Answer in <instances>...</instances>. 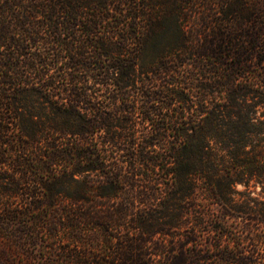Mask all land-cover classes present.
I'll return each mask as SVG.
<instances>
[{"label":"trees","instance_id":"16d2710c","mask_svg":"<svg viewBox=\"0 0 264 264\" xmlns=\"http://www.w3.org/2000/svg\"><path fill=\"white\" fill-rule=\"evenodd\" d=\"M5 164L40 264H264V0H0Z\"/></svg>","mask_w":264,"mask_h":264},{"label":"rangeland","instance_id":"374dc122","mask_svg":"<svg viewBox=\"0 0 264 264\" xmlns=\"http://www.w3.org/2000/svg\"><path fill=\"white\" fill-rule=\"evenodd\" d=\"M201 30H203V27H200ZM141 126V124H140ZM33 149H29V151H26L25 153H18V151H14L13 153L9 154V159L11 161L16 160H24L25 159H31L36 158L40 159L39 156L36 157V155H33L34 152H32ZM25 158V159H23ZM42 160V159H40ZM34 162V161H33ZM36 164V163H33ZM12 166V164H11ZM10 166V167H11ZM32 167V165H30ZM28 167V169H31V167ZM34 166V165H33ZM16 167L20 166L16 165ZM34 168V167H32ZM0 173L4 175H9L8 178L3 179L2 183L9 185L10 183H14V180H22V174L17 173L14 174L12 171L8 169V165L5 164L0 168ZM14 174L12 177L11 175ZM32 177L35 178V174L32 172L30 173ZM32 177H30L32 179ZM18 178V179H17ZM30 182V181H28ZM31 183V182H30ZM27 184V183H25ZM238 191H245L248 192L249 196L252 198H257L260 196V187L257 186L254 182H251L249 187L245 189L243 186L238 185L237 186ZM31 198L29 195H1L0 201L1 202H8L11 204H22L24 202L29 201ZM202 200V198H200ZM6 208H8L6 206ZM8 213L5 212L3 209L0 214ZM29 216V215H28ZM35 217L34 214H31L29 218ZM28 218V217H27ZM23 220H26V218L20 217L18 218V221H16V225L12 228H5L0 227V264H40V262L45 261V255L44 249H47L45 245L48 243L46 242V235H42V233H38V227L36 228H29L21 224ZM45 241V242H44ZM45 244V245H44Z\"/></svg>","mask_w":264,"mask_h":264}]
</instances>
